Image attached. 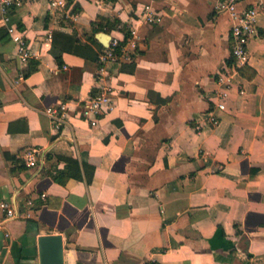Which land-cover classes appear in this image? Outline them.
I'll use <instances>...</instances> for the list:
<instances>
[{
  "label": "crops",
  "instance_id": "obj_1",
  "mask_svg": "<svg viewBox=\"0 0 264 264\" xmlns=\"http://www.w3.org/2000/svg\"><path fill=\"white\" fill-rule=\"evenodd\" d=\"M243 1L258 4L256 34L224 110L233 21L214 0L0 5V199L33 197L0 228V264H42L46 235L61 236L63 264H264V0ZM9 26L31 47L25 64ZM115 37L114 105L93 125L81 113ZM62 102L56 129L46 109Z\"/></svg>",
  "mask_w": 264,
  "mask_h": 264
},
{
  "label": "built area",
  "instance_id": "obj_2",
  "mask_svg": "<svg viewBox=\"0 0 264 264\" xmlns=\"http://www.w3.org/2000/svg\"><path fill=\"white\" fill-rule=\"evenodd\" d=\"M22 0H0V5L4 14H10L12 7L21 3ZM50 6L57 8L63 6V0H49ZM261 0H258V2ZM214 9L218 13H227L232 19L231 27V63H225L218 73V82L221 89L218 90L216 106L220 110L225 109V101L228 93L233 87L237 78L241 76V69L250 61V52L248 44L254 34H256V21L258 14V4L243 5V0H214ZM148 22H156L161 20L159 12L146 6L143 13ZM9 32L17 45V54L21 63L29 62L33 53L29 43L25 40L22 33L12 26H9ZM52 34L48 31L46 40L51 41ZM118 38H113L110 43L100 52V66L97 71V79L99 82V91L85 104L81 113L82 116L91 119V123L96 125L98 117L105 113L106 110L112 109L114 105L115 91L113 87L107 84L106 78L109 76L107 65L109 62L118 61L122 54L117 51L119 46ZM66 104L60 103L58 106L48 107L47 114L54 120L56 129L65 122ZM211 120H216L213 114ZM25 162L31 168H39L37 162V150L30 149L25 153ZM44 197V194L41 195ZM33 203V197L22 201L20 205H15L7 200L0 199V228L13 218H17L23 214L26 206Z\"/></svg>",
  "mask_w": 264,
  "mask_h": 264
},
{
  "label": "water",
  "instance_id": "obj_3",
  "mask_svg": "<svg viewBox=\"0 0 264 264\" xmlns=\"http://www.w3.org/2000/svg\"><path fill=\"white\" fill-rule=\"evenodd\" d=\"M39 243L42 264H63V247L60 235L41 236Z\"/></svg>",
  "mask_w": 264,
  "mask_h": 264
},
{
  "label": "trees",
  "instance_id": "obj_4",
  "mask_svg": "<svg viewBox=\"0 0 264 264\" xmlns=\"http://www.w3.org/2000/svg\"><path fill=\"white\" fill-rule=\"evenodd\" d=\"M56 58H57L58 60H60V55H59L58 53H56ZM242 69H243V68H242ZM242 69H241V70H242ZM68 162H70L72 165L78 163V161L75 160V159H73V158H68ZM61 174H63V172H60L59 175L54 176V179H55L56 181H58L59 183H65V181L61 178Z\"/></svg>",
  "mask_w": 264,
  "mask_h": 264
}]
</instances>
